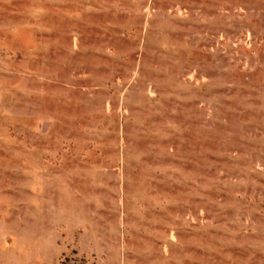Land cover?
Listing matches in <instances>:
<instances>
[{
    "label": "rangeland",
    "instance_id": "374dc122",
    "mask_svg": "<svg viewBox=\"0 0 264 264\" xmlns=\"http://www.w3.org/2000/svg\"><path fill=\"white\" fill-rule=\"evenodd\" d=\"M0 264H264V0H0Z\"/></svg>",
    "mask_w": 264,
    "mask_h": 264
}]
</instances>
